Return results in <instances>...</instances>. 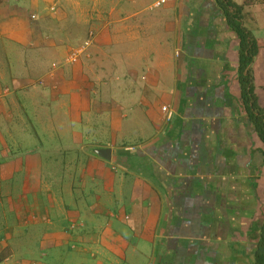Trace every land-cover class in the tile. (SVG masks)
Returning a JSON list of instances; mask_svg holds the SVG:
<instances>
[{
	"label": "crops",
	"instance_id": "obj_1",
	"mask_svg": "<svg viewBox=\"0 0 264 264\" xmlns=\"http://www.w3.org/2000/svg\"><path fill=\"white\" fill-rule=\"evenodd\" d=\"M156 1L0 0V262L255 264L264 146L241 40L220 0ZM232 1L264 109V0Z\"/></svg>",
	"mask_w": 264,
	"mask_h": 264
},
{
	"label": "trees",
	"instance_id": "obj_2",
	"mask_svg": "<svg viewBox=\"0 0 264 264\" xmlns=\"http://www.w3.org/2000/svg\"><path fill=\"white\" fill-rule=\"evenodd\" d=\"M220 1L221 5L224 7V10L227 12L229 20L228 22L236 31V34L241 40V68L243 71H248L247 75L242 74L241 76L243 104L245 106L247 119L252 125L253 131L259 136L264 146V109H262L259 105L258 99L254 93V87H250V76L252 74V69L249 68L252 66L255 58L257 57L259 48L256 41L252 38L250 32L240 25L242 19L240 14L243 11V7L237 6L232 0ZM251 2H253V0H246V4ZM229 9H232V12H229ZM89 37L86 41L89 40ZM84 43L82 45H84ZM255 264H264V220L261 225V229L259 230V243L257 244L256 249Z\"/></svg>",
	"mask_w": 264,
	"mask_h": 264
},
{
	"label": "rangeland",
	"instance_id": "obj_3",
	"mask_svg": "<svg viewBox=\"0 0 264 264\" xmlns=\"http://www.w3.org/2000/svg\"><path fill=\"white\" fill-rule=\"evenodd\" d=\"M33 21H38V17H37V15H36V19L35 20H33ZM62 26H67V23L66 22H63V24H62ZM83 34V33H82ZM67 35V34H66ZM65 35V36H66ZM73 40H75V38L74 37H72L71 38V41H73ZM63 41H66V40H63ZM11 50V53L12 52H14L12 49H10ZM61 51V50H60ZM15 53V52H14ZM49 53H52V52H49ZM48 54H46V55H44L43 57H45V56H47ZM19 56L21 57V52H19ZM60 56H61V54L59 53V51H58V53H57V56H56V60H58L59 58H60ZM48 58V57H47ZM68 58V57H67ZM13 60H15V57H13ZM66 60V59H65ZM63 61L62 62V65H61V68L62 67H65L66 66V68H69V67H71V66H67L66 65V61ZM47 62H49V59H48V61ZM72 65H74V64H72ZM106 63L105 62H98L97 64H96V67L97 68H101L103 71H105V72H107V73H109V74H111V75H113V74H121V71H120V68L118 67V66H116V68H113V67H106ZM45 66V64H43V65H41V66H39V67H37V68H35V69H33L32 71H30L31 72V74L34 76V77H38L41 73H42V68ZM58 66V65H57ZM59 67V66H58ZM14 74L16 75V76H20V75H25V72L22 70V68H21V66H20V64L19 63H16V65L14 66ZM113 94H115L116 95V93L114 92ZM116 97L117 98H115V100L116 99H119V96H118V94L116 95ZM42 116H43V114H42ZM50 116H54V109H50L49 111H48V113H47V115H46V117L45 118H47L48 119V121H49V118H50ZM44 118V119H45ZM43 119V120H44ZM48 124H49V122H48ZM48 124H46L44 127H45V130L46 131H48V127H47V125ZM31 129V128H30ZM49 137H51V136H49ZM60 142L62 143V145H64L63 144V140H60ZM52 143H55V145L57 146V147H59V145L60 144H58V143H56V142H54V141H52ZM127 143V142H126ZM75 155L74 154H68L66 157H74ZM15 195L17 196V197H20V195H21V187H16L15 188ZM12 260V259H11ZM13 260H15V259H13Z\"/></svg>",
	"mask_w": 264,
	"mask_h": 264
},
{
	"label": "built area",
	"instance_id": "obj_4",
	"mask_svg": "<svg viewBox=\"0 0 264 264\" xmlns=\"http://www.w3.org/2000/svg\"><path fill=\"white\" fill-rule=\"evenodd\" d=\"M177 1H179V0H157L154 3V5L151 7V9L160 8V7L166 6V5L170 4V3H175ZM31 18L33 20H35L36 19V15H33ZM91 37H93V35H91ZM91 42H92V40L89 39L80 48L73 50L70 53V55H69V63H71V64L77 63L79 61L80 57L87 52L88 48L91 45ZM169 109L170 108H168V107H163L162 108V112L165 115L167 114V119L168 120H170V118H171V112H170ZM0 264H11V260L10 259H7L5 261L0 262ZM31 264H37V262H32Z\"/></svg>",
	"mask_w": 264,
	"mask_h": 264
},
{
	"label": "water",
	"instance_id": "obj_5",
	"mask_svg": "<svg viewBox=\"0 0 264 264\" xmlns=\"http://www.w3.org/2000/svg\"><path fill=\"white\" fill-rule=\"evenodd\" d=\"M109 152H110V151L104 150V151H100L99 153H100L101 155H103L104 158H106L105 155H106V154H109ZM107 158H108V157H107ZM107 158H106V159H107Z\"/></svg>",
	"mask_w": 264,
	"mask_h": 264
}]
</instances>
